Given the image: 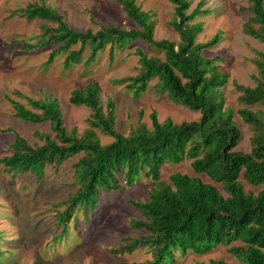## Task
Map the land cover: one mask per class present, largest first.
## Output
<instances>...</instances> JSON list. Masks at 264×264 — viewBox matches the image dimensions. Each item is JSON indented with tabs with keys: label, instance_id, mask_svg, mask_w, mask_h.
Instances as JSON below:
<instances>
[{
	"label": "trees",
	"instance_id": "obj_1",
	"mask_svg": "<svg viewBox=\"0 0 264 264\" xmlns=\"http://www.w3.org/2000/svg\"><path fill=\"white\" fill-rule=\"evenodd\" d=\"M113 1L136 27L126 29L109 23L99 25L96 31L75 30L56 8L42 0L14 9L11 15L41 20L39 46H55L46 63L65 54V67L80 63L86 48L89 54L85 61H91L108 45L113 55L115 48L142 39L153 54L137 48L136 74L114 80L113 84L132 89V95L138 97L155 79L156 92L200 111V117L190 122H175L170 117L160 121L152 111L148 127L140 111L136 125L122 134L115 127L114 101L109 99L104 106L99 85L88 82L74 88L68 98L71 105L89 109L86 127L78 134L76 127L68 130L63 124L56 97L46 93L36 99L16 91L29 107L13 100L14 117L32 124L48 122L52 133L36 130L39 142L29 144L12 128L0 129V133L15 136L4 147L7 154L0 157L4 171L12 175L31 172L40 180L45 166L57 167L80 155L71 164L75 191L53 203L58 223L72 222L77 227L80 214L84 217L80 223H85L96 211L102 193L132 186L141 176L152 180L147 200H129L140 216L130 219L137 234L122 237L115 248L109 249L112 254H125L147 248L152 259L131 264H172L176 250L203 254L219 244L227 246L236 259L231 264H264V189L255 193L244 187V183L264 184V50L258 52L254 85L233 81L241 105L236 113L251 130V149L244 153L235 149L242 133L222 93L229 79L221 71L224 58L202 55L204 49L219 41L220 34L196 42L202 30L197 17L209 12L202 8L203 0L192 9L189 0H170L174 5L170 25L178 34L177 41L153 38V14L142 10L137 0ZM241 9L248 13L243 31L264 44V0H247V6ZM252 106L258 108L253 110ZM99 134L112 140L102 143ZM186 160L195 175L176 171L167 180L161 178L166 164ZM201 175L210 181H204ZM62 230L65 232L66 227ZM3 252L0 244V256ZM209 264L229 263L213 258Z\"/></svg>",
	"mask_w": 264,
	"mask_h": 264
},
{
	"label": "rangeland",
	"instance_id": "obj_2",
	"mask_svg": "<svg viewBox=\"0 0 264 264\" xmlns=\"http://www.w3.org/2000/svg\"><path fill=\"white\" fill-rule=\"evenodd\" d=\"M41 0H0V129L10 127L24 137L29 144L39 142L34 131L52 133L49 123L32 124L14 117L13 100L20 101L26 107L29 104L15 92L20 91L32 98H40L46 93L56 97L63 115V124L69 130L76 127L80 134L86 127L85 119L89 109L73 106L69 103L70 92L88 82H96L100 87L101 100L105 106L107 100L115 103L117 131L127 134L135 126L142 111V121L151 125L150 113L156 111L158 119L170 117L175 122L197 120L201 112L190 110L169 99L166 93L156 92L155 79L151 80L145 91L138 97L132 95V89L124 85L113 84L114 80L125 76H134L137 72L139 47L149 54L142 39L126 43L115 48L113 55L110 45L101 49L91 61H85L89 54L86 48L80 63L63 64L64 55L56 56L46 63L48 55L55 46L42 49L38 34L41 20L27 19L11 15V11L24 7L29 2ZM56 8L65 21L75 30L96 31L99 25L109 23L122 28L136 27L123 12L121 6L113 0H42ZM199 0H189L190 9ZM144 11H149L155 19L153 38L177 41L178 34L170 22L174 16V5L170 0H137ZM247 6V0H203V9L207 14L197 17L202 30L196 36V42H206L217 33L219 41L203 50L204 57L221 55V71L229 76L222 87L226 108L233 110V120L241 130V139L236 150L248 153L251 149V130L236 113L241 105L233 81L253 86V76L258 74L256 64L258 52L264 50V44L243 31L248 13L241 9ZM91 18L94 22L91 21ZM111 55V56H110ZM258 106H252L256 110ZM101 142L107 143L111 137L99 134ZM12 133H0V157L7 154L4 147L13 141ZM80 155L69 158L61 165H47L40 180L31 172L12 175L4 171L0 163V244L4 250L0 264H122L139 263L152 256L147 248L132 253L112 254L122 237L135 236L138 230L130 225V219L140 218L129 200H147L153 181L141 176L132 186L117 191L102 193L98 208L86 219L80 214L79 226L74 223L60 222L56 217L53 203L64 200L75 191L72 185L71 164ZM179 171L195 175L188 160L179 164H166L161 178L167 180L169 174ZM204 181L210 180L201 175ZM246 190L258 192L264 184L250 186L244 183ZM66 227V231L62 232ZM63 233V234H62ZM172 264H209L213 258H223L231 264L236 259L227 251V246L219 244L203 254L188 251L183 254L174 252ZM167 264H171L168 262Z\"/></svg>",
	"mask_w": 264,
	"mask_h": 264
}]
</instances>
